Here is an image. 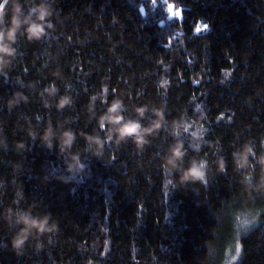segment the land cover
Masks as SVG:
<instances>
[{
  "label": "trees",
  "instance_id": "16d2710c",
  "mask_svg": "<svg viewBox=\"0 0 264 264\" xmlns=\"http://www.w3.org/2000/svg\"><path fill=\"white\" fill-rule=\"evenodd\" d=\"M19 2L27 14L31 0ZM44 2L47 35L17 33L0 60V264H225L234 242V264H264V0ZM104 87L126 118L146 106L145 144L99 129ZM66 130L76 137L62 153ZM97 136L113 139L102 158ZM177 142L182 168L207 161L206 186L165 170ZM23 210L52 214L59 230L33 233L16 255Z\"/></svg>",
  "mask_w": 264,
  "mask_h": 264
},
{
  "label": "clouds",
  "instance_id": "9594fccd",
  "mask_svg": "<svg viewBox=\"0 0 264 264\" xmlns=\"http://www.w3.org/2000/svg\"><path fill=\"white\" fill-rule=\"evenodd\" d=\"M9 0H0V23H3L5 15H8V23L6 27L0 28V60L5 56H12L15 53V49L11 47L15 43L17 33H21L29 42L39 41L41 38L47 35L46 29L51 28L49 17L51 16V5L41 0L39 4L36 0H31V6L28 8L27 14L24 13V5L19 0H12V8L7 9ZM155 3V0H152ZM169 19H177L182 21L183 14L180 9L178 13L175 12V4L170 5ZM35 17V18H33ZM200 23V22H198ZM209 25L205 24L203 31H208ZM195 32L194 34H198ZM7 41V43H2ZM6 62V61H5ZM231 62V61H230ZM45 91H50L52 94L57 92L55 84H50L49 88ZM113 89V93H115ZM108 89L104 87L102 89L101 102L107 104V108L97 118V124L100 130L108 129L111 126L110 131L115 134L116 142L131 140L135 145H143L146 141V136L150 131V127L146 128L141 124L144 112L147 111L146 106H140L137 110L138 119L126 118L123 112L126 110L123 101L113 95L111 102L107 100ZM97 97L93 96L92 101H95ZM11 103V101L9 102ZM71 103L69 97H62L57 104L58 110H62L63 107L68 106ZM153 125L159 127L155 121ZM174 135H180L179 130L174 132ZM76 133L71 130H66L61 133V138L57 142V147L63 153L71 148L75 141ZM54 133L51 130L46 131V135L43 137L45 146L48 148L52 147V139ZM94 142L98 145L97 151L94 155L97 158H102L103 147L106 144H111L113 139L111 136H105L103 138L97 136L94 137ZM197 149L199 145L195 146ZM183 145L177 142L176 145L172 146L168 156L166 157L165 170L169 173L175 174V170H180V178L178 183L181 185L200 183L207 185V161L201 159L199 162H192L189 167L182 168L181 163L183 161ZM246 155H254L251 147H247ZM74 160H79L78 157H73ZM171 165V167H167ZM79 169L83 170L84 165L79 164ZM221 171H226V167L221 161ZM171 183V181H169ZM142 207V206H141ZM12 210L9 209V212ZM15 223L19 226L18 232L11 239V246L13 252L16 255H22L25 245L28 243L29 237L35 233L38 236H43L46 232H57L59 225L52 219V214L46 213L43 215H33L31 211L23 210L15 213ZM6 246V245H5ZM242 247V246H241Z\"/></svg>",
  "mask_w": 264,
  "mask_h": 264
},
{
  "label": "rangeland",
  "instance_id": "374dc122",
  "mask_svg": "<svg viewBox=\"0 0 264 264\" xmlns=\"http://www.w3.org/2000/svg\"><path fill=\"white\" fill-rule=\"evenodd\" d=\"M170 7H168L167 9H169ZM168 12V11H167ZM176 13L179 12V10H175ZM168 17H169V12H168ZM199 31V29H197V32ZM245 224H243L244 226ZM231 250L227 253V257L225 260V264H234L238 254H239V246H238V242H234L233 244H231Z\"/></svg>",
  "mask_w": 264,
  "mask_h": 264
},
{
  "label": "snow or ice",
  "instance_id": "6c2138e0",
  "mask_svg": "<svg viewBox=\"0 0 264 264\" xmlns=\"http://www.w3.org/2000/svg\"><path fill=\"white\" fill-rule=\"evenodd\" d=\"M150 3L153 4L152 0H150ZM156 3H157V0H155V4H156ZM6 7H7V6H6ZM181 10H182V14H183V7H181ZM140 11L143 13L144 9L141 8ZM173 19H175V18H173ZM175 20H177V19H175ZM177 21H178V20H177ZM203 24H205V23H203ZM203 32H205V31H201V32H199L198 34H201V33H203Z\"/></svg>",
  "mask_w": 264,
  "mask_h": 264
}]
</instances>
